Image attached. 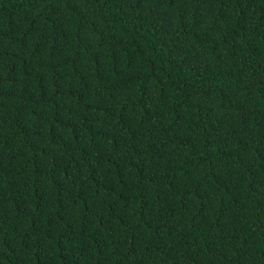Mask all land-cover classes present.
Listing matches in <instances>:
<instances>
[{
    "label": "trees",
    "instance_id": "1",
    "mask_svg": "<svg viewBox=\"0 0 264 264\" xmlns=\"http://www.w3.org/2000/svg\"><path fill=\"white\" fill-rule=\"evenodd\" d=\"M0 264H264V0H0Z\"/></svg>",
    "mask_w": 264,
    "mask_h": 264
}]
</instances>
